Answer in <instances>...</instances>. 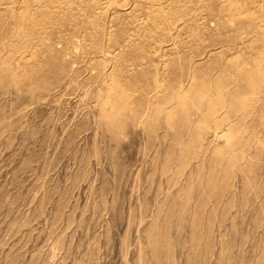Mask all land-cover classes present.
Here are the masks:
<instances>
[{"label":"rangeland","instance_id":"obj_1","mask_svg":"<svg viewBox=\"0 0 264 264\" xmlns=\"http://www.w3.org/2000/svg\"><path fill=\"white\" fill-rule=\"evenodd\" d=\"M0 264H264V0H0Z\"/></svg>","mask_w":264,"mask_h":264},{"label":"bare ground","instance_id":"obj_2","mask_svg":"<svg viewBox=\"0 0 264 264\" xmlns=\"http://www.w3.org/2000/svg\"><path fill=\"white\" fill-rule=\"evenodd\" d=\"M233 13V12H232ZM82 22V21H81ZM222 65V64H221Z\"/></svg>","mask_w":264,"mask_h":264}]
</instances>
